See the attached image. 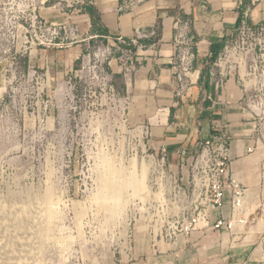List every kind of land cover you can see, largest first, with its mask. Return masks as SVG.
<instances>
[{
	"label": "rangeland",
	"instance_id": "1",
	"mask_svg": "<svg viewBox=\"0 0 264 264\" xmlns=\"http://www.w3.org/2000/svg\"><path fill=\"white\" fill-rule=\"evenodd\" d=\"M87 1L0 0V218L6 208L31 215L10 238L30 248L29 229L43 222L39 264L227 262L233 233L170 240L145 221L157 150L125 85L139 60L91 33ZM257 162V172L236 171L254 200L249 232L264 217ZM250 235L263 246L264 230Z\"/></svg>",
	"mask_w": 264,
	"mask_h": 264
},
{
	"label": "crops",
	"instance_id": "2",
	"mask_svg": "<svg viewBox=\"0 0 264 264\" xmlns=\"http://www.w3.org/2000/svg\"><path fill=\"white\" fill-rule=\"evenodd\" d=\"M131 1L133 5L122 11V0H92L101 17L97 27L101 32L106 30L105 35L95 30L87 11L83 17L93 35L113 39L115 44L119 37L129 41L137 38L138 32L158 30V45L137 51L139 66L130 74L125 73L127 91L135 94V105L149 125L152 146L156 150L167 148L175 162L179 148H193L200 137L226 127L232 139L233 172H257V161L264 159V99L251 101L254 90L239 84L238 76L221 81L210 70L243 11L249 10L255 22L264 21V0ZM179 19L190 23V51L186 56L189 86L182 96L177 95L174 68L180 65L174 42ZM249 202L252 208L253 198ZM252 215L250 222L256 220ZM247 228L240 234L233 233V247L229 249L233 253L223 264H254L264 258V243L259 247L250 241L251 233L254 236L264 230V217L250 232Z\"/></svg>",
	"mask_w": 264,
	"mask_h": 264
},
{
	"label": "built area",
	"instance_id": "3",
	"mask_svg": "<svg viewBox=\"0 0 264 264\" xmlns=\"http://www.w3.org/2000/svg\"><path fill=\"white\" fill-rule=\"evenodd\" d=\"M88 3L93 4L92 0ZM132 5L131 0H122L119 9L126 11ZM189 27L188 20L179 19L175 23L174 42L180 61V65L174 67L178 96L189 86L186 59L190 51ZM137 36L129 41L116 38V46L119 49L127 46L126 53L136 55L137 51L159 43L157 29L138 32ZM143 40L151 43L145 44ZM210 72L218 74L221 81L238 76L239 84L254 90L251 101L263 100L264 21L255 22L249 10L243 11L235 31L212 62ZM231 144L227 128L218 127L208 137H200L193 148H179L175 162L170 159L167 148L157 150L153 155L149 194L147 199L140 200L150 228H158L161 235L170 240L210 228L235 235L244 232L241 230L248 226L252 215L250 189L233 172Z\"/></svg>",
	"mask_w": 264,
	"mask_h": 264
},
{
	"label": "bare ground",
	"instance_id": "4",
	"mask_svg": "<svg viewBox=\"0 0 264 264\" xmlns=\"http://www.w3.org/2000/svg\"><path fill=\"white\" fill-rule=\"evenodd\" d=\"M4 213V218H0V264H39L40 253L45 242L46 227L43 222H38L29 229L34 238L32 247L29 248L24 238H10V235L13 234L15 225L31 221L30 213L20 215L9 208H6ZM8 249L15 251L18 259H13L11 252L6 254L5 251Z\"/></svg>",
	"mask_w": 264,
	"mask_h": 264
},
{
	"label": "trees",
	"instance_id": "5",
	"mask_svg": "<svg viewBox=\"0 0 264 264\" xmlns=\"http://www.w3.org/2000/svg\"><path fill=\"white\" fill-rule=\"evenodd\" d=\"M86 5H87V6H86V11H87V12L91 15V17H92L93 23H94V25H95V27H96L95 30H96L99 34H101V35H105L106 30H103V32H101L102 29L97 27L98 24H99V22L101 21V17H100V15L98 14L97 10L95 9V7H94L92 4H89L88 1H87V4H86ZM142 42H144L145 44H149V43H151V41H149V40H143Z\"/></svg>",
	"mask_w": 264,
	"mask_h": 264
}]
</instances>
